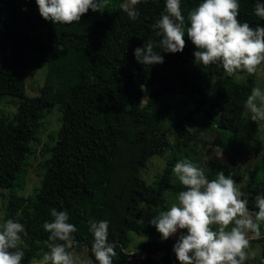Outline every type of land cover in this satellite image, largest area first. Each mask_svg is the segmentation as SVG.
Segmentation results:
<instances>
[{
  "label": "trees",
  "instance_id": "obj_1",
  "mask_svg": "<svg viewBox=\"0 0 264 264\" xmlns=\"http://www.w3.org/2000/svg\"><path fill=\"white\" fill-rule=\"evenodd\" d=\"M200 2L181 0L186 25L188 12ZM238 3L241 22L264 26V19L254 12L257 0ZM136 7L135 20L118 7L109 12L89 9L80 22L53 24L40 16L35 0H0V100L3 95L20 98L12 118L0 113V189L9 190L3 220L15 219L25 228L21 264H30L40 256L38 251H48L45 242L50 233L43 224L52 221V209L68 213V222L77 228L73 248L85 242L87 259L93 264L98 262L90 251L89 219L109 222L108 240L115 243L117 253L113 264H127L133 255L126 250L129 232H146L137 246L144 252L141 264H179L173 251L177 239L164 240L149 221L146 225L139 222L141 204L164 207L167 190L177 194L183 190L179 181H173L174 158L156 185L140 175L150 157L168 148L155 104L163 92L193 100L194 107L179 119L178 129L187 139H194L197 114L207 104L208 76H224L223 85L207 104L205 121L232 133L241 128L251 78L238 82L218 63H194L196 49L187 35L182 52L165 53L156 47L163 63H139L135 48L149 41L159 44L161 37L152 26L164 11L165 0H141ZM42 66L47 72L39 94L26 95L21 72ZM56 104L61 106L60 125L40 185L32 194L20 195L29 142L42 111ZM241 144L223 141L226 162H209L210 179L218 171L227 176L230 167L238 164ZM239 188L247 196L248 208L256 210L254 197L264 193V181L250 179ZM262 262L264 248L258 257V264Z\"/></svg>",
  "mask_w": 264,
  "mask_h": 264
},
{
  "label": "clouds",
  "instance_id": "obj_2",
  "mask_svg": "<svg viewBox=\"0 0 264 264\" xmlns=\"http://www.w3.org/2000/svg\"><path fill=\"white\" fill-rule=\"evenodd\" d=\"M40 16L53 24L80 22L89 9L94 12L107 7V0H35ZM141 0H125L120 9L135 20L137 5ZM238 0H202L187 15L181 11V0H165L164 11L153 24L158 45L149 41L134 49V57L144 65L163 63L165 53L182 52L185 35L195 46L194 63L208 66L220 64L228 76L237 72L249 75L256 73L264 64V26L252 27L238 19ZM255 15L264 19V3L257 0ZM246 109L249 119L264 127V89L253 87L247 96ZM172 172L183 190L173 198L166 210H155L149 220L167 240L181 232L173 245L179 264H244L248 259L246 249L250 247L249 233L260 238L264 224V193L254 197L256 210L248 208V199L231 175L218 171L214 179L190 159L175 163ZM51 222L43 228L50 233L40 264H93L91 258L82 262L79 256L69 251L77 243L74 233L77 228L69 221L66 211L51 210ZM89 232L93 242L90 251L98 264H113L117 255L115 243L109 242V222L89 219ZM215 226V228L213 227ZM24 225L8 218L0 223V264H21L24 251L22 233ZM62 242V243H61ZM254 255V254H253ZM264 264V262H262Z\"/></svg>",
  "mask_w": 264,
  "mask_h": 264
},
{
  "label": "rangeland",
  "instance_id": "obj_3",
  "mask_svg": "<svg viewBox=\"0 0 264 264\" xmlns=\"http://www.w3.org/2000/svg\"><path fill=\"white\" fill-rule=\"evenodd\" d=\"M125 0H107V7L104 11H111L114 8L120 7V4ZM63 55H65V47L61 48ZM1 57V54H0ZM47 67L42 66L33 70H23L21 77L25 80V94L34 96L39 94L40 87L43 84ZM238 82H246L251 78L252 88L260 87L264 89V64L257 68L256 73L249 75L246 72H237L232 75ZM224 76L210 75L207 81V104L215 97L216 89L223 85ZM147 89V88H146ZM147 98L143 97L142 103H146ZM20 98L3 95L0 100V113L4 116L12 118L19 106ZM206 103L202 106L201 111L197 114L198 117V133L194 139H187V136L178 129L179 119L188 114L194 107L193 100H187L183 95L170 94L163 92L155 104V111L160 126L165 130L168 138V148L161 155H153L147 161L145 168L140 170V175L147 183L152 185L157 184L163 169L170 159L174 158L175 163L181 159L188 158L198 167H200L209 178L207 173L208 164L211 160H218L226 162V158L222 151L223 141H241V152L238 156V164L231 166L228 172L232 179L237 182V186L248 182L250 179H256L260 182L264 181V127L259 126L256 122L249 119V113L245 106L243 120L239 132L232 133L230 131L219 128L215 123L205 121L206 111L209 106ZM41 118L38 127L34 130L32 139L28 145L26 153V165L21 174V181L24 184L22 190L18 194L27 196L34 192L40 185V180L44 172L45 162L51 156V148L55 142L57 131L60 125L61 106L44 109L41 113ZM210 179V178H209ZM173 181H179L173 173ZM7 189H0V223H3V216L5 213V206L8 200ZM177 193L167 190L164 193L165 202L164 207L153 208L149 205L141 204L143 215L139 222L146 225L147 222L156 213L152 211L155 209L166 210L173 202V198ZM215 228V226H213ZM181 232L186 230L178 229L177 233L171 237L177 239ZM22 233L21 235H23ZM131 238L128 249L133 255L130 257L127 264H141V258L144 252L138 249V245L146 238V232L133 233L129 232ZM261 236L264 237V224L261 225ZM250 247L246 249L248 259L244 264H258V257L264 248V239L253 238V234L249 233ZM78 241H80L78 239ZM69 251L74 255L79 256L82 262L87 261V246L85 242L79 243V246ZM40 256L32 259L30 264H40L44 252L38 251ZM254 254V255H253Z\"/></svg>",
  "mask_w": 264,
  "mask_h": 264
}]
</instances>
